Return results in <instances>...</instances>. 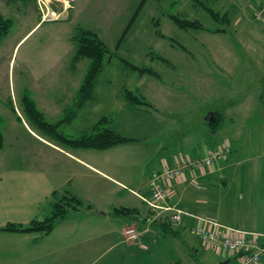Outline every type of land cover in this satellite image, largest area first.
Masks as SVG:
<instances>
[{"label":"rangeland","instance_id":"374dc122","mask_svg":"<svg viewBox=\"0 0 264 264\" xmlns=\"http://www.w3.org/2000/svg\"><path fill=\"white\" fill-rule=\"evenodd\" d=\"M228 2L38 0L34 7L0 0L2 14L14 22L0 41V226L42 221L51 215L52 192H68L81 198L84 206L56 222L52 237H48L51 245L60 246V234L66 231L67 250L91 244L94 254L99 252L93 264H128L130 260L124 261L123 255L136 253V248L115 246L119 235L113 232L119 233L130 220L138 223L139 230L144 226L139 227L140 216L119 215L115 208L135 206L143 214L147 206L132 194V189L149 197L148 181L163 167V160L172 165L183 156L203 159L208 156L205 146L219 149L224 140H230L233 147L230 159L222 164L223 170L194 181L189 191L187 186L178 189L183 207L213 214L216 204L224 221L241 222L244 213L237 211L234 187H242L240 178L255 169L256 157L264 152V113L250 110L247 101L231 111L226 106L243 104V95L252 94L255 99L264 93V66L257 64L254 56L256 47L264 45V22H256L245 11L239 26L233 21L223 23L214 20L202 5L223 14ZM170 16L198 20L205 29L182 30ZM78 28L96 33L110 51L96 78L93 98L82 107L77 101L90 60L82 58L75 65L72 61L77 50L73 37ZM215 29L226 32L210 31ZM159 31L163 36L157 34ZM224 45L231 49L228 56L224 55ZM132 66L151 68L158 76L141 73ZM125 90L146 104L131 105L124 97ZM26 97L35 103L43 120L59 124L56 132L68 139L92 132L93 126L105 118L103 127L135 141L108 150L71 147L30 119L25 110ZM260 104L264 108V102ZM210 109L223 116L217 133L205 121ZM198 142L202 144L198 146ZM72 155L92 163L125 187L85 168ZM224 179L234 183L226 198L224 190L214 189L224 188ZM218 194L223 197L222 204L213 200L219 198ZM149 223L153 224L152 217ZM194 226L180 238L167 234L160 237L156 252L147 254L149 263L170 264L178 259L185 264H219L233 256L206 251L193 232ZM43 237L40 235L39 240ZM20 238L21 242L3 237L0 264L30 263L31 241ZM85 239L91 242L83 244ZM43 243L48 246L50 240ZM10 256L12 262H8Z\"/></svg>","mask_w":264,"mask_h":264},{"label":"crops","instance_id":"0c3cea01","mask_svg":"<svg viewBox=\"0 0 264 264\" xmlns=\"http://www.w3.org/2000/svg\"><path fill=\"white\" fill-rule=\"evenodd\" d=\"M228 1H229L228 2L229 5L227 8L232 7L235 10H237L236 11L237 14L233 17V20H232L234 22V25H236V26L240 25V23L242 22L241 20L243 19L244 12L246 10H248V8H250V6L252 4L253 5H259L262 2V0H228ZM227 47H228V45H224V55H226V56H228L227 55L228 50L231 51V49H229ZM256 48L257 49L254 51V56L257 57L258 59L255 61L257 64L264 66V45L261 44ZM191 60L193 61V59H191ZM224 65H225V63H224ZM224 65L223 66L220 65V66L224 67ZM253 98H254V95H252V94H248L245 97L243 95V100H242L243 104L237 103L236 105H234V104L230 103V105L227 104L226 108L229 106L230 107L229 111H231L232 108L235 106L238 107L239 105H246V101H247V105H248L247 107L250 110L259 111V113L261 111H263V113H264V108L262 107V104H260L261 101L264 102V93L260 94V95L257 94L255 96V99H253ZM215 112H217V111L214 109H210L208 115L205 117V121L208 122L207 121L208 116L211 113H215ZM230 120L232 121V118H230ZM222 122H223V119L221 120V124H222ZM221 124H220V127H221ZM256 127H257V125H256ZM260 131H262V130H260ZM206 141H204V143ZM199 144H202V142L197 143L198 146H199ZM232 147H233V144H232ZM211 148H212L211 145L205 146V149H204L205 155H208ZM200 151H202V150H200ZM186 154H188V153H186ZM188 155H190V154H188ZM73 157H76V156H73ZM75 159L79 160L82 164H84L85 168L93 170L95 172H98L100 176L109 180L110 182H113L116 185H119L123 188L125 187L123 182L117 180L116 178L112 177L108 173H106L103 170L99 169L98 167L94 166L92 163L86 162V161H84L78 157H76ZM256 159H257V162L254 164L255 169L251 172L243 174V175H245V178H244L245 180L240 178V180H243L242 187L236 188V184L234 187L235 195H234L233 199L237 203V211H242L244 213V218L241 222L233 223V222H230L227 220L224 221V215H220V211H221L220 206H218L216 204L212 209L213 214H210L209 212H206V211L202 212L198 208H190L189 209L187 207L182 206L184 200L182 198L181 191L178 189L179 186H187L188 188L185 187V189L186 190L188 189V191H189V188L192 187L193 184H196V182H194V181H197V180L202 179V178H204V179L209 178V177L213 176L215 173L223 170V167H222L223 162H220V164L217 163L218 166L216 168L213 167V165H212L210 168H205L203 170L204 172L200 171L198 173V175L196 174L195 176H192L194 178V180H192L193 178H189L188 180L181 179L180 181H174L172 183V186H171L172 197H173L172 203L177 205L178 208H181V209L187 211L188 213H190L194 216L212 219V220H214V221H216L222 225H225L228 227H233V228L241 230V231H245V232H249V233H258V234L264 235V152L259 154L256 157ZM159 170H161V169H159ZM159 170H157V171H159ZM150 179H151V177H150ZM150 179L148 181V187H149ZM233 184L234 183L229 182L228 179H224V188L217 186L214 189L224 190V192L226 193L224 198H226V196L230 194V188H232ZM185 189H184V191H185ZM149 191L151 192L150 187H149ZM150 192H149V197H146L144 195L137 193L135 190L132 189V194L134 196H136L139 200H141L143 203H145L146 206H147V203H146L145 199H149L151 197ZM218 196H219L218 199H213V200H215V203L222 204V202L224 201L223 197L221 198L220 194H218ZM174 199H175V201H174ZM196 203L199 204L201 202L199 200H197ZM122 207H125V206H122ZM133 207H135V206H133ZM149 211H150L149 207L147 206L144 213L140 216L141 225L139 227H141V226L146 227L147 225L151 224V223L149 224V219L151 217ZM200 213H203V214H200ZM204 214H208L209 216H206ZM119 215H121V214H119ZM141 218H143L144 220H142ZM20 224H22V223H20ZM151 225H153V224H151ZM194 225H196V219L193 217H190V216H185L183 219V223L180 225V227L176 228V229H178V232H179L177 238L183 237L184 231L187 228H192ZM3 226L4 225H2L0 227H3ZM128 227H138V223L133 221V220H130V223L125 222L122 225L119 233H118V231L113 232L114 235H116V234L119 235V237L116 238V239H118V241H117V244H115V246H123L129 250H131L132 248H136V253L126 252V254L123 255L124 256L123 260L124 261L130 260V262L128 264H151V263H149V256L147 254L149 252L155 253L156 250L159 248L158 242L160 241V237L165 238L169 234L164 232V235H160V231H162L160 229V226L158 225L157 228H154L152 226V229L150 230V232L144 234L137 241H135L133 243H129L126 241L125 236H124V231ZM0 234H1L0 241L3 240V237L8 239V236H10V238H13L14 241H20L21 242L20 237L24 238L23 241H25V242L31 241L30 245H29V260H30L29 264H93L95 262V260L92 261L93 257L95 256V254L99 253V252H96L94 254V247H91V244H90V247H87V248L83 247L82 249H79V247H71V250H70L71 252H70L69 250L66 249L68 247V245L66 243V239L68 238V232L66 233V231L60 234L61 240H62V243L60 246H55L53 243L51 245V239L48 237L49 236L52 237L53 231L50 234L45 235V237L42 236L43 238H41L40 240H39L40 235H39V237H35L32 235V234H39V233H20V232H9V231L0 230ZM30 236H32V237H30ZM92 239H94V238H92ZM44 240H50V243L48 246H46L43 243ZM85 242H91V239H88V240L85 239L83 241V244ZM170 242H172V240ZM180 246H182V245H180ZM205 250L206 251H212L209 249L208 250L205 249ZM97 251H99V246L97 248ZM144 255L148 256L146 261L143 260ZM98 256H99V254H98ZM189 257L194 258V256L190 255V254H189ZM183 259L185 260V262L187 261L185 256H183ZM13 260L14 259H13V257L11 259V256L8 258V262H12ZM177 261L181 262L182 264H185L184 262H182V260L177 259ZM177 261H173L170 264H174ZM222 262H220V263H222ZM159 264H163V263H159ZM262 264H264V263H262Z\"/></svg>","mask_w":264,"mask_h":264},{"label":"trees","instance_id":"16d2710c","mask_svg":"<svg viewBox=\"0 0 264 264\" xmlns=\"http://www.w3.org/2000/svg\"><path fill=\"white\" fill-rule=\"evenodd\" d=\"M16 1H21L26 5H30L34 7H37V3H38V0H6V3L10 5L11 3ZM202 5H203V9L207 11L211 15V17H213L214 20L221 21L223 23L225 22L231 23L233 20V18H230L231 13H233V17L237 14L236 13L237 10H235L232 7L227 8L228 10L227 9L224 10V13L221 14L219 12H216L212 8L205 6L204 4ZM263 5H264V0H262L261 4L259 5L252 4L250 8L246 10L252 14V17L256 22H261V23L264 22V14L261 17L257 15L263 9ZM170 18L174 22V24H176L177 27L182 30L205 29L203 24L198 20H189L186 18H180L178 16H170ZM13 23H14L13 20L11 18H6L0 10V41L9 34L13 26ZM210 31L213 33L226 32L225 29H215ZM157 34L163 36V34L160 33V31L157 32ZM73 40L76 42L77 45V50L72 60L74 65L75 62H78L82 58H88L90 60V65L86 72L85 80L80 89L81 95L77 101V105L79 107H82L87 100L93 98V92L96 85L95 84L96 78L103 68V62L106 55L110 51L106 46V44L100 39V37L96 33L90 30L78 28V32L75 35V37H73ZM159 58L163 59V61H166L165 58L162 57ZM132 68L139 69L141 73H148L154 76H158L157 73L153 71L151 68H138L136 66H132ZM124 97L131 105L139 106L146 104L139 96H137L136 94H134L132 91L129 90L124 91ZM25 105H26L25 110L28 112L30 119L34 123H36L42 130L46 132L55 133L57 135V139L66 142L69 146L74 148L84 147V148H92L95 150H108L110 148L135 141V139L133 138L125 137L117 131L103 127V124L106 121L105 118H103L93 126L92 132L82 134L80 137L76 139H68L64 135L56 132L55 128H57L59 124L53 125L43 120L44 118L43 114L36 109L35 103L31 102L28 97H26ZM214 114L216 116V121L214 123H210V122L208 123L210 124L211 129L214 132H216L220 127L223 116L218 112H215ZM226 147H229V152L228 153L224 152V158L221 159L220 161H215V162L224 163L229 160L230 155L232 153V143L230 140H224V148ZM190 157H194V156H190ZM50 205H51V215L46 219L42 221L34 219L28 224L9 222L3 227H0V230L9 231V232H20V233H39L40 235L45 236L50 234L54 230L56 226V222L58 220H64L71 212L80 210L81 207L84 206V202L78 196L70 194L68 192L59 195L58 191H53L51 194ZM89 207H91V205H89ZM115 211L122 215L124 214V215L133 216L134 218H139L138 216H141L142 214V212L135 207H120V208H115ZM149 212H150V216L153 217L154 213L152 211ZM152 223L154 228H157V226L159 225L160 229L163 232L171 236L177 237L179 234L178 229H176L178 227H173L168 222V218L166 217L161 216L158 219L152 221ZM150 227L152 229L151 224ZM200 241L203 246L201 239ZM174 264H182V263L177 261Z\"/></svg>","mask_w":264,"mask_h":264},{"label":"built area","instance_id":"2783aa9c","mask_svg":"<svg viewBox=\"0 0 264 264\" xmlns=\"http://www.w3.org/2000/svg\"><path fill=\"white\" fill-rule=\"evenodd\" d=\"M264 14L263 9L257 14ZM228 146V145H226ZM224 152H229V147H221L203 159L192 157H179L178 160L168 165L164 163L160 171L152 174L149 182L151 197L145 199L150 210L154 213L152 221L163 216L174 227L182 224L185 216L196 219L193 232L202 240L205 249L218 253L229 252V264H262L264 263V235L249 233L222 225L212 219L194 216L173 204L171 186L174 181L188 180L193 178L203 169L210 167L215 161L224 158ZM191 176V177H190ZM151 227L147 225L143 230L137 227H128L124 231L127 242H135L144 234L150 232Z\"/></svg>","mask_w":264,"mask_h":264},{"label":"water","instance_id":"95a60500","mask_svg":"<svg viewBox=\"0 0 264 264\" xmlns=\"http://www.w3.org/2000/svg\"><path fill=\"white\" fill-rule=\"evenodd\" d=\"M207 121L210 122V123H214V122L216 121V116H215V114H214V113H211V114L208 116ZM228 263H229V261L226 260V261H224V262H222V263H220V264H228Z\"/></svg>","mask_w":264,"mask_h":264}]
</instances>
